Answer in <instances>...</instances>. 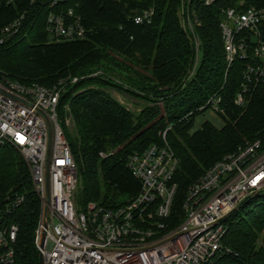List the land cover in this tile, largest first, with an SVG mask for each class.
<instances>
[{
  "label": "trees",
  "instance_id": "1",
  "mask_svg": "<svg viewBox=\"0 0 264 264\" xmlns=\"http://www.w3.org/2000/svg\"><path fill=\"white\" fill-rule=\"evenodd\" d=\"M205 3L72 0L66 8L80 15L86 39L50 42V0H4L0 40L5 27L24 18L19 32L0 44V84L62 91L58 112L78 166L80 205L118 208L136 198L141 186L128 161L152 146H163L167 133L166 143L179 160L178 193L165 223L171 230L184 222L188 191L210 168L250 144L264 143V84L245 79L248 60L236 58L229 65L222 34L229 11L264 12V0ZM145 13L152 15L150 20L136 25L134 20ZM259 29L264 40V20ZM128 95L150 105L135 114L119 101H128ZM239 96L243 106L236 103ZM214 97L221 99L217 116L223 127L205 122L196 129L197 117L211 110L208 102ZM165 98H178L167 119L156 106ZM15 196L24 197V203L8 210ZM41 211L28 163L14 148L1 147L0 213L9 226L19 227L17 264H40L36 234ZM226 226V254L214 264H264V192L246 201Z\"/></svg>",
  "mask_w": 264,
  "mask_h": 264
},
{
  "label": "built area",
  "instance_id": "2",
  "mask_svg": "<svg viewBox=\"0 0 264 264\" xmlns=\"http://www.w3.org/2000/svg\"><path fill=\"white\" fill-rule=\"evenodd\" d=\"M12 1L7 0V4ZM71 1L50 0V42L86 39L80 15L74 8H66ZM213 1L206 0L205 4ZM3 3L0 0V7ZM151 16L145 13L134 20L135 24L141 25ZM23 18L5 27L0 44L19 32ZM263 20V11H229L228 20L222 25L229 65L236 58L248 60L245 79L256 86L264 84V40L259 29ZM0 88L32 106L0 94V148H14L29 165L34 189L42 201L36 245L44 264H214L226 254L228 218L251 197L264 192V143L257 141L210 168L188 191L183 205L184 222L167 230L165 223L172 217L178 193L175 176L179 160L167 145L165 133L163 146H152L128 161V169L141 186L136 198L118 208L94 202L80 205L78 166L58 112L62 91L16 83L0 84ZM220 103L221 99L214 97L208 106L217 114ZM236 103L245 104L241 96ZM38 111L44 112L53 126L51 201L46 229L43 209L48 136ZM24 200L15 196L8 210L19 208ZM42 230L46 233L43 248L39 246ZM18 236L19 227L9 226L0 213V264H17Z\"/></svg>",
  "mask_w": 264,
  "mask_h": 264
},
{
  "label": "rangeland",
  "instance_id": "3",
  "mask_svg": "<svg viewBox=\"0 0 264 264\" xmlns=\"http://www.w3.org/2000/svg\"><path fill=\"white\" fill-rule=\"evenodd\" d=\"M201 57H202V54L199 53L198 54L197 61H196V65H195L196 68L199 65V62H200ZM193 78H194V74L191 75V77L189 78V81H192ZM189 85L191 86L192 84L191 83H188L187 84V87ZM81 90H83V89H81ZM126 97L129 99L128 101H126L123 98H120L119 101L121 100L123 103H125L127 105V107L130 110H132L135 114H138L140 112V110H143V109H145L146 107H148L150 105V103L147 104V103H145L144 101H142L140 98H138L136 96L133 97V96L128 95ZM177 99L178 98H175V99L174 98H165L164 100L162 99V100L158 101V103H157L156 106L157 107H160V109H161V116L162 117H164L165 119H167V116L170 113H172V111H171L172 105L176 102ZM65 111L67 113V116H66V125L69 128V130L72 132V130H73V122H72V119H71L70 114H69L70 111L68 109H66ZM205 122H211L216 127H219V128H222L223 125H224L223 122L221 121V119L212 110H209L206 113H204V114H202V115H200V116L197 117L195 128L196 129H199ZM15 152H16L17 155L19 154V153H17L16 150H15ZM36 235H38V231H37V234Z\"/></svg>",
  "mask_w": 264,
  "mask_h": 264
},
{
  "label": "water",
  "instance_id": "4",
  "mask_svg": "<svg viewBox=\"0 0 264 264\" xmlns=\"http://www.w3.org/2000/svg\"><path fill=\"white\" fill-rule=\"evenodd\" d=\"M0 94L8 97L9 99H12L14 101L20 102L23 105L27 107H32L29 103H26L22 100H20L18 97H15L13 95H10L6 93L3 89L0 88ZM40 116L43 118L46 128H47V136H48V150H47V165H46V184H45V199H44V209H43V227L46 229L49 225V213H50V201H51V195H50V161H51V153H52V145H53V126L48 118V116L42 112L38 111ZM46 233L45 230H42L41 237H40V244L39 246L43 248L44 242H45ZM40 264H44L43 256L40 254Z\"/></svg>",
  "mask_w": 264,
  "mask_h": 264
}]
</instances>
